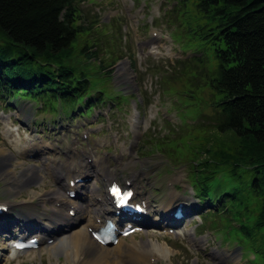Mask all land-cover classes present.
Returning <instances> with one entry per match:
<instances>
[{
    "label": "rangeland",
    "instance_id": "obj_1",
    "mask_svg": "<svg viewBox=\"0 0 264 264\" xmlns=\"http://www.w3.org/2000/svg\"><path fill=\"white\" fill-rule=\"evenodd\" d=\"M179 4L177 0L78 1L82 18L78 23L89 28L83 36L88 44L95 46L97 60L92 58L88 63L78 58L77 63L89 72L94 86H97L90 90L94 93L102 90L103 97L101 105L95 107L87 118L76 114L71 117L62 111L57 114L43 111L42 101L14 98L7 103L0 99V149L7 150L10 155L8 162L0 160V202L9 205L12 214L17 216L19 210H35L36 214L49 217L45 222L51 224L59 214L68 217L66 210L57 209L46 200L47 192L58 187L51 177L56 169L43 167L40 158L25 156L28 151L21 154L14 150L16 143L20 149L27 147L26 139L31 140L28 141L30 144L48 145L45 155L52 157L54 163H67L70 154L67 156L66 151L70 149L72 152H87L85 155L90 156L87 160H95L96 168L113 169L121 181L131 174L137 177L139 172V191L147 192L152 204H166L171 208L176 199L189 206L198 202L190 188V176L203 154L195 151L202 137L213 132L214 128L196 126L214 120V94L207 80L216 72L217 60L214 51L204 45L198 49L202 60L199 71L181 77L182 67H192V64L184 62L182 65L176 61L185 59L195 47L183 50L182 43L176 41L174 35H183L180 39L188 40L191 35L187 34L188 23L185 22H192L198 12ZM84 38L77 41L79 45ZM114 58L116 60L110 67L100 70L105 73L98 74L94 61L107 65ZM99 114L100 117H96ZM60 122L65 124L64 128L59 129ZM86 135L88 137L84 139ZM182 135L183 140H179ZM27 166L35 168L36 174L30 175L29 180L24 178L20 183L13 182L10 174L20 176ZM6 170L12 171L9 176L4 173ZM63 173L66 174V170ZM94 182L103 195L105 180L100 179L99 185L97 178L93 177L87 184L92 186ZM65 197L69 199L66 194ZM89 198H93L92 195ZM212 208V218L209 214L201 215L202 222L197 215L189 217L181 224L178 233L166 235L156 231L147 234L144 231L123 238L124 245L140 250L148 243L154 253L141 264H264L255 252L258 242L246 247L242 236H231L224 241L221 236L227 233V228L217 231L209 227L211 219L221 226L220 209ZM87 217L86 213L81 223L76 222L71 231L67 230L68 235L86 227ZM150 217L154 214L151 213ZM38 224L34 223L28 229L48 228L46 223L44 226ZM231 224L238 227L235 220ZM48 233L54 234L51 230ZM62 239L63 236L59 235L51 243L19 252L13 258L2 250L1 264H71L64 254H53ZM6 243L0 240L1 247H6ZM114 246H108L109 260L116 255ZM63 252L75 254L70 249ZM76 258L80 264H92L96 255L78 253ZM125 258L127 261L122 260L124 264H134L131 255L126 254Z\"/></svg>",
    "mask_w": 264,
    "mask_h": 264
},
{
    "label": "trees",
    "instance_id": "obj_2",
    "mask_svg": "<svg viewBox=\"0 0 264 264\" xmlns=\"http://www.w3.org/2000/svg\"><path fill=\"white\" fill-rule=\"evenodd\" d=\"M78 1L0 0L1 100L42 101L44 111L80 116L101 105L102 90H90L97 86L77 63L78 58L97 60L95 46L83 36L89 28L78 23ZM177 1L198 12L193 23L185 22L188 40L174 35L183 50L195 47L188 58L176 61L192 64L182 67L181 77L199 71L198 49L204 45L217 60L207 80L214 120L196 126L214 131L202 137L195 151L203 157L190 176L194 193L220 209L221 226L211 219L210 228H227L224 238L242 236L246 247L258 242L255 252L264 260V0ZM115 60L107 65L94 61V67L104 74L100 70Z\"/></svg>",
    "mask_w": 264,
    "mask_h": 264
},
{
    "label": "bare ground",
    "instance_id": "obj_3",
    "mask_svg": "<svg viewBox=\"0 0 264 264\" xmlns=\"http://www.w3.org/2000/svg\"><path fill=\"white\" fill-rule=\"evenodd\" d=\"M122 67H125V65H123ZM9 157H10V155L7 152V150L1 148L0 149V160H5L8 162ZM34 169L32 168V166H27V167L23 168L20 176L17 174H14V173L10 174L12 172L11 170H6L4 173L6 176H9V174H10V177L12 178L13 182L20 183L21 181L24 180V178L29 180L30 175H35L36 169L35 170ZM68 170L75 177H69V178H67V180L65 182L63 176L61 174L56 173V178L58 179L59 187L56 190L47 192L49 197L54 194V196H53L54 202L59 203V206L68 207L67 211H66L67 214H69V211H71V210L74 212L73 217L64 218V216H61L60 214H59L58 218L56 217L59 221L56 220L55 223L61 225L60 223L64 222V225L66 227V231H63L60 234V236H63V239L61 240V243L59 244V246L57 247V250H55L53 254L57 255L59 252H63V251H66L67 249H70L71 251H74L75 254L74 253H68L67 254L65 252H63V254L65 256L69 257L70 260L73 262V264H78V259L76 257H71V255L73 254L76 256V255H78V253H82L84 255H87L89 253H95L96 260L94 262L92 261L93 262L92 264H124L120 258L121 254L131 255L133 258L134 264H136V262L141 258L145 259L148 256H152L151 254L154 253V250L152 251L151 248L150 249L148 248V246H149L148 243L143 244L142 245L143 248L139 250V249H135V248L130 249L128 247H125L123 240H119L117 243V247H116L119 252L113 256V259L109 260L110 253H109L108 247H104L103 245L98 244L93 239L91 233L89 232V229H96L99 226H101L104 222V219L108 216V214H107L109 211V205L107 204L108 198L106 195L103 197H101V195L97 196V190H95L94 188L92 189L91 187H85L84 188L80 184V187L84 188L86 193L93 192V194H92L93 198H88L87 199L88 203H86L85 205L84 204H78V203L73 204V202L67 201L63 197L61 190L67 191V188L69 186V181H71V179H75L77 177L85 179V178L93 175L92 172H90V170L86 169L85 165L84 166L83 165L70 166L68 168ZM22 172H23V175H22ZM114 174H115V172H113V171L110 172L109 169H106L104 172L100 173L101 176H104L106 178L111 175L112 180L115 179ZM136 178L137 177L134 174H131L127 180H130L131 183H135ZM111 182L112 181H110L109 184ZM78 185H79V182H76V183H74L73 186L76 187ZM74 187H72L71 189H74ZM94 192H96V193H94ZM84 202L85 201H83V203ZM98 204H100V205H98ZM86 213L88 214V217L86 219V223H87L86 227H83L81 230H74L72 232H69V235H68V231H71V229L79 221H80V223L82 222V220H83L82 218H83V216H86ZM67 214H66V216H67ZM52 217H55V216H52ZM162 217H164V214H162L161 219H162ZM32 218L29 220L28 226H34L35 222ZM157 218H158V216L156 215L155 219H157ZM38 220H39V222H41L39 218H38ZM144 223L146 225L150 224V222L148 220H145ZM158 223L162 224V222H158ZM1 227H4L2 222H0V228ZM34 228H36V227H34ZM46 229H49V227L48 228L38 227L37 230H33L34 232H36V234H34V235L38 236L40 241H42V242L44 241L42 235L43 236L45 235L44 232ZM29 230H32V229H29ZM52 232L54 233V231H52ZM48 238H52V237H48ZM144 247H146L148 249L145 248L146 249L145 250ZM135 258H137V260Z\"/></svg>",
    "mask_w": 264,
    "mask_h": 264
},
{
    "label": "snow or ice",
    "instance_id": "obj_4",
    "mask_svg": "<svg viewBox=\"0 0 264 264\" xmlns=\"http://www.w3.org/2000/svg\"><path fill=\"white\" fill-rule=\"evenodd\" d=\"M115 191V190H114Z\"/></svg>",
    "mask_w": 264,
    "mask_h": 264
}]
</instances>
